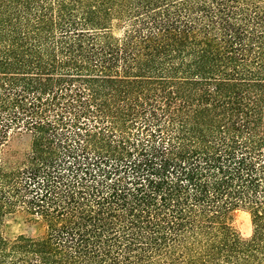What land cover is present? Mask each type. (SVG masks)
<instances>
[{"label": "trees", "instance_id": "16d2710c", "mask_svg": "<svg viewBox=\"0 0 264 264\" xmlns=\"http://www.w3.org/2000/svg\"><path fill=\"white\" fill-rule=\"evenodd\" d=\"M12 134L0 264H264V0H0Z\"/></svg>", "mask_w": 264, "mask_h": 264}, {"label": "rangeland", "instance_id": "374dc122", "mask_svg": "<svg viewBox=\"0 0 264 264\" xmlns=\"http://www.w3.org/2000/svg\"><path fill=\"white\" fill-rule=\"evenodd\" d=\"M29 146V137L25 134H12L7 144L2 147V159L18 160L26 152ZM231 226L235 229L240 238L247 240L251 236L250 217L243 209H238L230 214ZM3 236L13 240L23 236L37 238L45 233L44 224L24 211H16L4 222L2 228Z\"/></svg>", "mask_w": 264, "mask_h": 264}]
</instances>
